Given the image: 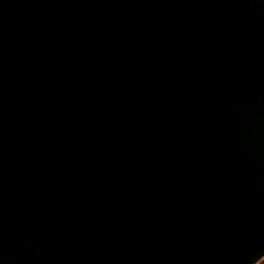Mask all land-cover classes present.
<instances>
[{"label":"water","instance_id":"1","mask_svg":"<svg viewBox=\"0 0 264 264\" xmlns=\"http://www.w3.org/2000/svg\"><path fill=\"white\" fill-rule=\"evenodd\" d=\"M264 0H0V264H259Z\"/></svg>","mask_w":264,"mask_h":264},{"label":"rangeland","instance_id":"2","mask_svg":"<svg viewBox=\"0 0 264 264\" xmlns=\"http://www.w3.org/2000/svg\"><path fill=\"white\" fill-rule=\"evenodd\" d=\"M260 264H264V260Z\"/></svg>","mask_w":264,"mask_h":264}]
</instances>
